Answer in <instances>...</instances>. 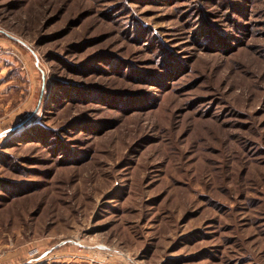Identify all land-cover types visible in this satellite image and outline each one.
<instances>
[{
  "label": "rangeland",
  "instance_id": "obj_1",
  "mask_svg": "<svg viewBox=\"0 0 264 264\" xmlns=\"http://www.w3.org/2000/svg\"><path fill=\"white\" fill-rule=\"evenodd\" d=\"M0 133V264H264V0H0Z\"/></svg>",
  "mask_w": 264,
  "mask_h": 264
},
{
  "label": "built area",
  "instance_id": "obj_2",
  "mask_svg": "<svg viewBox=\"0 0 264 264\" xmlns=\"http://www.w3.org/2000/svg\"><path fill=\"white\" fill-rule=\"evenodd\" d=\"M108 264H120V263H108Z\"/></svg>",
  "mask_w": 264,
  "mask_h": 264
},
{
  "label": "water",
  "instance_id": "obj_3",
  "mask_svg": "<svg viewBox=\"0 0 264 264\" xmlns=\"http://www.w3.org/2000/svg\"><path fill=\"white\" fill-rule=\"evenodd\" d=\"M11 38H13V37H11ZM15 39V38H14ZM4 133H0V136H2Z\"/></svg>",
  "mask_w": 264,
  "mask_h": 264
}]
</instances>
